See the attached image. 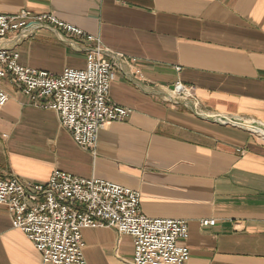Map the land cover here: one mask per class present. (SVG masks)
Returning <instances> with one entry per match:
<instances>
[{"label": "crops", "instance_id": "0c3cea01", "mask_svg": "<svg viewBox=\"0 0 264 264\" xmlns=\"http://www.w3.org/2000/svg\"><path fill=\"white\" fill-rule=\"evenodd\" d=\"M22 11L99 39L111 102L131 115L86 150L8 78L0 176L46 183L58 170L126 187L148 218L188 223L187 264H264V0H0V15ZM95 46L48 25L0 40L21 66L56 76L85 70ZM179 82L193 99L174 95ZM83 240L87 264H132L129 236L89 229ZM0 264H43L2 206Z\"/></svg>", "mask_w": 264, "mask_h": 264}, {"label": "built area", "instance_id": "2783aa9c", "mask_svg": "<svg viewBox=\"0 0 264 264\" xmlns=\"http://www.w3.org/2000/svg\"><path fill=\"white\" fill-rule=\"evenodd\" d=\"M48 25L63 34L96 44L83 71L61 75L23 67L20 54L0 50V112L9 97L2 89L8 78L17 83L29 103L57 114L61 126L80 148L95 150L107 125L125 122L131 111L110 99L113 65L102 53L99 39L54 15H0V40ZM173 93L193 99L182 83ZM264 136V131H260ZM0 206L7 209L14 229L22 231L41 255L43 264H87L83 231L112 229L133 239L132 264H187L190 252L181 245L188 239L186 221L150 219L141 211L138 192L107 181L83 179L54 171L46 183L23 182L0 176ZM215 221H202L203 227Z\"/></svg>", "mask_w": 264, "mask_h": 264}, {"label": "rangeland", "instance_id": "374dc122", "mask_svg": "<svg viewBox=\"0 0 264 264\" xmlns=\"http://www.w3.org/2000/svg\"><path fill=\"white\" fill-rule=\"evenodd\" d=\"M262 131H264L263 129H261Z\"/></svg>", "mask_w": 264, "mask_h": 264}]
</instances>
